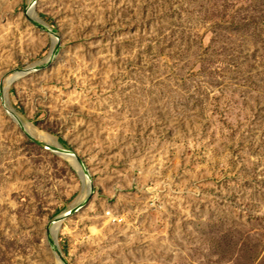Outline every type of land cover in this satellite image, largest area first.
I'll list each match as a JSON object with an SVG mask.
<instances>
[{
    "label": "rangeland",
    "instance_id": "rangeland-1",
    "mask_svg": "<svg viewBox=\"0 0 264 264\" xmlns=\"http://www.w3.org/2000/svg\"><path fill=\"white\" fill-rule=\"evenodd\" d=\"M0 264H264V0H0Z\"/></svg>",
    "mask_w": 264,
    "mask_h": 264
},
{
    "label": "bare ground",
    "instance_id": "bare-ground-1",
    "mask_svg": "<svg viewBox=\"0 0 264 264\" xmlns=\"http://www.w3.org/2000/svg\"><path fill=\"white\" fill-rule=\"evenodd\" d=\"M31 12H33V8L31 9ZM12 80H13V78H10V79H8L7 80V85H9L11 82H12ZM27 131H28V133L32 136V137H34L35 139H38V140H44V137L41 135V134H39V133H37L34 129H29V128H27ZM28 134V135H29ZM90 187V186H89ZM86 195V194H85ZM83 202V201H82ZM62 222L63 221H60V222H58V223H55V224H53V227H52V230H50V234H51V236L53 237V239H55L56 240V242H57V236H58V233H59V229H60V225L62 224ZM59 261V260H58ZM60 262V261H59Z\"/></svg>",
    "mask_w": 264,
    "mask_h": 264
},
{
    "label": "water",
    "instance_id": "water-1",
    "mask_svg": "<svg viewBox=\"0 0 264 264\" xmlns=\"http://www.w3.org/2000/svg\"><path fill=\"white\" fill-rule=\"evenodd\" d=\"M57 260L61 261L59 257H57Z\"/></svg>",
    "mask_w": 264,
    "mask_h": 264
}]
</instances>
